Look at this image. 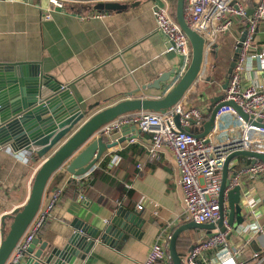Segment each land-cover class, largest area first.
I'll return each instance as SVG.
<instances>
[{
    "label": "crops",
    "instance_id": "1",
    "mask_svg": "<svg viewBox=\"0 0 264 264\" xmlns=\"http://www.w3.org/2000/svg\"><path fill=\"white\" fill-rule=\"evenodd\" d=\"M119 2L128 7L102 11L96 8L97 1H67L65 8L55 9L52 19L45 20L43 12L50 6L48 0H0V63H39L44 73L68 85L73 98L84 108L92 107L88 117L130 97H162L188 65L182 54L167 52L168 41L156 29L153 16L154 6L166 2L173 13V0ZM96 13L103 16H92ZM241 31L242 26L236 24L223 37L218 59L220 55L234 54V42ZM255 39L259 44L264 43V20ZM173 69L170 79L162 82L159 89L146 87ZM213 77L211 80L215 78L218 82ZM206 84L201 83L191 95L195 104L207 108L219 90L207 95ZM128 130L129 135L122 136L118 145L109 148L87 174L74 176L64 166L52 175L44 198L56 189L62 188V194L37 237L49 244H62L64 236L74 231L73 224L101 227L112 218L116 208L124 206L140 212L146 219L142 236L129 235L117 248L98 241L92 249L91 264H141L159 234H173L186 223L178 218L183 209L182 190L173 152L164 147L158 157L151 159L146 149L150 135L132 126L121 132ZM50 154L36 155L33 159L25 149L0 150V225L4 215L22 208L28 201L35 175ZM236 158L240 163L252 161L248 156ZM115 159L117 162L113 164ZM138 163H142V169ZM71 180L77 184L69 186ZM242 185L244 221L233 228L230 245L238 247L246 243L244 254L237 259L252 264L256 262L255 253H264V180L249 178ZM80 194L85 195V200H79ZM251 200L254 207L249 214L247 204ZM140 203L142 209L138 208ZM245 222L259 225L261 230L242 231ZM10 223L7 220V226ZM181 236L189 240V245L178 248L186 264L190 248L205 239L208 230L187 229ZM216 251L209 250L208 258Z\"/></svg>",
    "mask_w": 264,
    "mask_h": 264
},
{
    "label": "built area",
    "instance_id": "2",
    "mask_svg": "<svg viewBox=\"0 0 264 264\" xmlns=\"http://www.w3.org/2000/svg\"><path fill=\"white\" fill-rule=\"evenodd\" d=\"M48 2L50 6L43 12L45 20L52 19L55 9L65 8L67 0ZM250 9L252 13H249ZM184 11L185 19L191 28L203 27L206 31L204 65L192 89L164 113L153 110L125 113L105 124L98 134L110 137L125 127L135 126L150 135L146 147L149 158L158 157L164 147L170 149L175 156L179 186L182 190L183 209L178 217L179 221L217 224L221 217L220 196L223 167L227 157L238 151L264 153V43L259 44L255 39L259 25L264 20V0H185ZM92 16L103 14L96 13ZM153 16L156 29L168 41L167 52L182 54L189 65L193 54L192 45L173 15L169 3L155 5ZM236 24L242 26L241 35L236 38L233 48L234 52L239 48L236 64L231 74L216 82L214 72L220 54L219 47L223 37L229 34ZM233 57L234 54L230 63ZM211 77L214 79L211 80ZM226 80L228 87L223 89L222 85ZM197 82L209 83V87L217 84L220 94H215L212 100L221 96L218 103L232 101L247 117L231 104L222 105L216 111L210 132L205 136H198L207 121L205 116L209 113V107L195 104L191 92H194L192 90ZM176 117H179V124ZM186 127H190L191 131H186ZM134 139L135 136L131 137V140ZM116 160L112 163L116 164ZM251 160L249 163H240L234 158L229 164L231 178L225 190V213L229 208V190L236 186H241L242 190V184L249 178L264 180V161H253L252 158ZM113 164H110V167H113ZM137 166L139 169L143 168L142 163ZM61 194L62 188L43 198L37 214L19 240L8 264H13L21 252L40 234L51 218ZM79 200H85V195L80 194ZM247 205L248 213L251 214L254 202L251 200ZM138 208L142 209L143 205L138 204ZM155 213L158 214V211ZM224 225L225 231L216 228L212 236L194 244L185 258V263L243 264L237 258L244 254L247 244L231 247L230 236L233 227L228 222L227 214ZM249 229L261 230L259 225L245 222L242 231ZM172 236L171 232L159 234L151 245L146 260L141 264H173L169 251ZM1 241L0 225V244ZM211 249L217 251L213 257L208 258L207 252ZM253 259L256 262L264 259V253H255Z\"/></svg>",
    "mask_w": 264,
    "mask_h": 264
},
{
    "label": "water",
    "instance_id": "3",
    "mask_svg": "<svg viewBox=\"0 0 264 264\" xmlns=\"http://www.w3.org/2000/svg\"><path fill=\"white\" fill-rule=\"evenodd\" d=\"M76 2L97 1L96 8L102 11L120 10L128 4L119 0H67ZM185 0H177L176 20L187 34L192 45L191 61L177 82L159 98L130 97L108 106L88 117L92 107L84 108L70 93L69 86L59 83L53 76L44 73L37 62L0 63V150L11 147L13 150H27L33 159L36 155L45 157L33 180L28 201L22 208L4 215L1 221L0 264H8L14 249L24 235L29 224L37 214L47 185L52 175L61 168L74 176H83L90 172L101 160L109 148L120 142L122 136H127L130 130L115 132L110 137L98 134L100 129L118 116L137 111L153 110L164 113L180 102L190 91L198 79L205 60L206 31L203 27L193 29L185 19ZM252 13V9L249 10ZM239 48H236L230 63L228 74H231L236 64ZM174 69L163 73L148 88L161 87L162 82L170 79ZM228 87V80L222 85ZM221 96L212 100L209 107L210 117L205 122L198 136H205L213 127L216 111L225 104L242 110L232 101L220 102ZM218 103V104H217ZM179 124V117H176ZM135 129V126H132ZM191 131L190 127L185 128ZM35 148V149H34ZM239 156H248L264 161V153L238 151L229 155L223 167V181L220 196L221 217L217 224H201L189 222L178 227L172 236L169 249L173 264H183L177 249L178 238L187 229L208 230V236L214 234L216 228L225 231L224 220L233 228L243 223L242 190L236 186L229 190L228 211H224L225 190L230 184L229 164ZM7 220H11L7 226ZM146 219L140 212L119 206L112 218L104 225L92 228L88 225L73 224L74 231L66 234L62 244L53 245L35 237L26 250L21 252L13 264H91L92 249L98 241L113 248L126 241L129 235L142 236V227ZM252 264H264L260 259Z\"/></svg>",
    "mask_w": 264,
    "mask_h": 264
},
{
    "label": "rangeland",
    "instance_id": "4",
    "mask_svg": "<svg viewBox=\"0 0 264 264\" xmlns=\"http://www.w3.org/2000/svg\"><path fill=\"white\" fill-rule=\"evenodd\" d=\"M222 59L225 61H223ZM230 59H231L230 54H228L226 56L220 55V58L217 60L218 64H217V68L215 69L214 76L218 78L219 80L226 77L227 71L229 68ZM199 85H200V82H197V84L195 85V89L193 88L192 91L196 90ZM216 90H220L217 84H214L213 90L208 86V84H206L205 93L207 95H209L210 91L214 92Z\"/></svg>",
    "mask_w": 264,
    "mask_h": 264
},
{
    "label": "trees",
    "instance_id": "5",
    "mask_svg": "<svg viewBox=\"0 0 264 264\" xmlns=\"http://www.w3.org/2000/svg\"><path fill=\"white\" fill-rule=\"evenodd\" d=\"M173 3H174V5H175V9H174V12H173V14H174V16H175V14H176V4H177V0H173ZM176 17V16H175ZM227 76H228V73H227ZM209 117H210V113H208L206 116H205V118L208 120L209 119ZM77 183H76V181L75 180H71L70 181V184H69V186H73V185H76ZM191 230H195V231H198V230H200V229H195V228H191ZM189 245V240H188V238H186V237H183V236H179V238H178V242H177V249L178 248H183L185 245Z\"/></svg>",
    "mask_w": 264,
    "mask_h": 264
}]
</instances>
